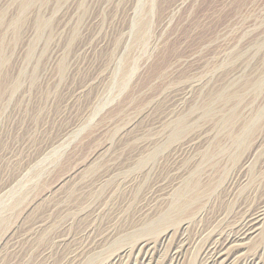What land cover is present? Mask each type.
I'll list each match as a JSON object with an SVG mask.
<instances>
[{
  "label": "rangeland",
  "instance_id": "rangeland-1",
  "mask_svg": "<svg viewBox=\"0 0 264 264\" xmlns=\"http://www.w3.org/2000/svg\"><path fill=\"white\" fill-rule=\"evenodd\" d=\"M249 190L264 202V0H0V264H104L183 220L181 264H201L197 226H229ZM253 243L236 261L264 264Z\"/></svg>",
  "mask_w": 264,
  "mask_h": 264
},
{
  "label": "bare ground",
  "instance_id": "bare-ground-1",
  "mask_svg": "<svg viewBox=\"0 0 264 264\" xmlns=\"http://www.w3.org/2000/svg\"><path fill=\"white\" fill-rule=\"evenodd\" d=\"M207 82L209 84V81ZM194 87L195 86H193V88ZM242 134H239V136L237 137L234 136L233 142L237 144H244L245 135ZM203 137L204 135H202L201 132L195 133L191 135L188 141L182 143L174 149V154L170 159V166L172 167V169L174 168L173 173L171 174L172 178H175L176 176H178L177 174L180 173L178 171L183 167V156L188 152L194 150L196 145L201 143ZM249 161L250 155H248L247 153L244 158L242 157L241 163L237 167V174H239L245 168L243 166L246 165V163H248ZM234 178L235 177H232L227 180L228 187H226L227 184L224 185L222 196H225L224 198L225 200H227L226 202H229L230 199L233 200L232 196L235 195L234 189L237 180ZM153 188L155 189L154 192L152 194H149V196L144 199V201L140 203L139 207L137 208V211L140 215L150 214L152 212L151 208L153 203L160 202L165 197L164 195L167 191V187L164 180L159 181ZM199 193H196L195 195L199 196ZM193 203L195 202H192L190 199L184 200V203L178 209V213L176 212L177 215L174 217L170 216L169 220H173V223H178L181 220L180 217L182 214L190 215L191 213H193L191 212L192 210H190V208L195 205ZM236 203L237 204L234 209V214L229 216V218L227 219L229 222V226H225L220 229L218 228L216 230L213 223L217 218L213 219L214 221L210 220L209 224L205 227H202L201 225L197 226V232L194 242L201 244V264H225L230 260H232V262L234 261L235 263L236 259L240 256V254H242L243 250L250 251L252 249L251 245L254 244V241L261 240V243H264V202L260 200H258L257 202L254 192H251V190H249L246 191L243 196L238 197ZM203 214L204 213H202L201 215ZM183 221L180 222V225L178 224L180 228L182 226L183 229L182 232L180 230V233H178L179 235L177 234L180 238L178 237V239L176 240L173 239V228H166L165 230L160 231L161 225L149 226L146 228V231L150 232V234H152L153 236L156 235L157 238L155 240L151 241L150 238H145L143 240H140L138 243L135 241L136 244L133 243L134 246L123 248L122 250H120L121 252L116 255L111 261L104 264H122L125 257L128 255L132 256L133 253H136V256L133 257L135 264H154L153 254L155 249L160 250V252L165 251V257L167 258L166 264H181L180 259L181 255H183L182 252L189 244V238L185 231L190 225H187L188 223H185ZM256 259H258V253H256L254 250V252L250 254L248 253V256L246 258L240 259L236 262L237 264H258L256 263Z\"/></svg>",
  "mask_w": 264,
  "mask_h": 264
}]
</instances>
